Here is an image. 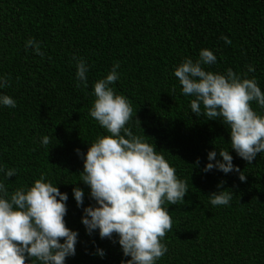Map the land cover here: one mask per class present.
Masks as SVG:
<instances>
[{
  "label": "trees",
  "instance_id": "1",
  "mask_svg": "<svg viewBox=\"0 0 264 264\" xmlns=\"http://www.w3.org/2000/svg\"><path fill=\"white\" fill-rule=\"evenodd\" d=\"M29 37L40 41L43 58L25 48ZM204 47L217 56L211 70L231 67L243 75L252 65L247 75L264 91V0H0V73L10 76L0 91L16 100L15 107L0 106V165L17 170L8 178L0 172V179L12 191L44 173L68 194L65 221L78 240L65 264L129 259L118 242L85 232L82 209L94 201L79 181L83 160L75 151L86 152L105 134L88 109L94 81L115 61L114 87L133 108L128 125L153 140L189 189L183 202L168 205L172 227L156 264H264V153L248 164L229 148L244 181L236 172H203L208 150L230 147L229 132L218 119L190 111V97L173 73ZM74 55L90 66L87 86H77ZM252 107L262 111L255 102ZM45 135L47 145L40 142ZM220 181L234 195L228 205L213 206L208 193ZM73 182L85 192L80 207ZM96 246L105 250L103 258L94 254Z\"/></svg>",
  "mask_w": 264,
  "mask_h": 264
},
{
  "label": "clouds",
  "instance_id": "2",
  "mask_svg": "<svg viewBox=\"0 0 264 264\" xmlns=\"http://www.w3.org/2000/svg\"><path fill=\"white\" fill-rule=\"evenodd\" d=\"M221 39L231 43L227 36ZM28 47L44 57L40 41L29 37L25 41ZM73 60L77 86H87L89 64L83 57L74 55ZM216 61L214 51L204 47L195 60L184 57L173 73L181 85L180 92L190 97V111L197 117L218 119L229 132L230 147L215 145L208 150L201 170L236 172L244 181L246 175L233 164L229 148L248 164L258 153H264V91L255 76L247 75L255 71L252 65L241 75L231 67L224 72L211 70ZM119 67L120 62L115 61L93 83L94 99L88 112L105 134L89 142L86 152L75 149L83 160L79 181L88 186V195L94 201L83 206L81 223L88 235L96 231L101 239L118 242L123 256L129 257L121 264H156L167 251L163 238L172 227L168 205L183 202L189 189L153 140H145L148 135L134 133L128 125L133 119L132 105L114 87L120 77ZM9 83L10 76L0 73V89ZM252 102L262 111L254 109ZM0 106L15 107L16 100L0 91ZM49 139L45 135L40 142L47 145ZM194 166H199V158ZM16 171L0 165L5 178ZM73 183L72 194L80 207L85 192ZM222 183L218 182V191L208 193L213 206L228 205L234 195L232 190L221 188ZM67 200L68 194L44 173L31 185L12 191L0 179V264H65L67 257L75 255L78 230L66 225ZM94 254L103 258L105 250L96 246Z\"/></svg>",
  "mask_w": 264,
  "mask_h": 264
}]
</instances>
